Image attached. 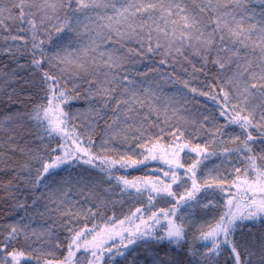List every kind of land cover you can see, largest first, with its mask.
<instances>
[{
	"label": "snow or ice",
	"instance_id": "6c2138e0",
	"mask_svg": "<svg viewBox=\"0 0 264 264\" xmlns=\"http://www.w3.org/2000/svg\"><path fill=\"white\" fill-rule=\"evenodd\" d=\"M0 264H264V0H0Z\"/></svg>",
	"mask_w": 264,
	"mask_h": 264
}]
</instances>
